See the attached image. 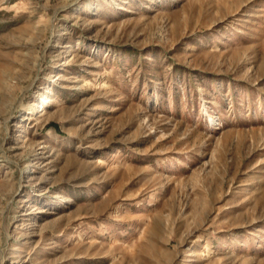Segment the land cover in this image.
<instances>
[{
    "label": "rangeland",
    "instance_id": "1",
    "mask_svg": "<svg viewBox=\"0 0 264 264\" xmlns=\"http://www.w3.org/2000/svg\"><path fill=\"white\" fill-rule=\"evenodd\" d=\"M0 264H264V0H0Z\"/></svg>",
    "mask_w": 264,
    "mask_h": 264
}]
</instances>
